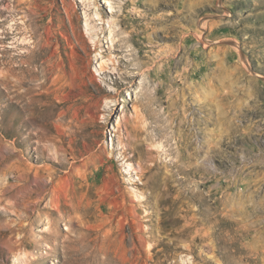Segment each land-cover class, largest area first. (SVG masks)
Segmentation results:
<instances>
[{
    "label": "rangeland",
    "instance_id": "obj_1",
    "mask_svg": "<svg viewBox=\"0 0 264 264\" xmlns=\"http://www.w3.org/2000/svg\"><path fill=\"white\" fill-rule=\"evenodd\" d=\"M15 1L0 0V264H90V240L122 235L133 264H264V0ZM21 52L38 76L15 92ZM156 241L172 246L153 256Z\"/></svg>",
    "mask_w": 264,
    "mask_h": 264
},
{
    "label": "bare ground",
    "instance_id": "obj_2",
    "mask_svg": "<svg viewBox=\"0 0 264 264\" xmlns=\"http://www.w3.org/2000/svg\"><path fill=\"white\" fill-rule=\"evenodd\" d=\"M124 2V4L126 5L128 0H121ZM15 2H19V1H15ZM19 6V5H18ZM17 7V6H16ZM15 9V6L13 7ZM123 8V7H122ZM121 8V9H122ZM4 9V8H3ZM121 11V10H120ZM89 26H90V29L87 30L85 33H88L91 31V36L89 37L90 41L94 44V46L96 48L99 47V43H100V40H99V37H98V28L97 26H103L104 23H105V20L103 18L102 15H100L99 12L95 11V13L93 14V16H90L89 17ZM15 24V23H14ZM92 24V25H90ZM111 24L113 23H109V25L111 26ZM13 26V25H12ZM11 30H13V28L11 27ZM81 37L83 38V36L81 35ZM123 39V38H122ZM122 39H120V41H122ZM47 40V39H46ZM25 42L27 40H24ZM44 41V40H42ZM24 42V45H26ZM71 46V45H70ZM73 46V45H72ZM71 46V47H72ZM73 48V47H72ZM40 49V48H39ZM119 49H122L121 46L119 45V41L118 42H115L113 43V41L111 42V47H110V53L111 52H115L116 50L119 51ZM21 51V50H20ZM47 49H46V46L45 45H42V48L41 50L38 52V54L40 55V57H45V55L47 54L46 53ZM48 52V51H47ZM27 53V52H26ZM23 54V52H21V58H25L23 60L22 63H20V65L18 67H15L13 64L14 62H11V59L9 62L12 63L10 66H8V71H7V76L6 78L4 79L5 81V87L9 90L11 89H15L14 91L16 92L18 89H20L24 83L18 81V80H13L11 77H14L15 75H20V76H25L27 78H31L33 75L34 76H38L37 72L32 70L31 69V59H30V56L28 53L27 54ZM109 53V54H110ZM105 56H103L102 53H99L98 55V58L101 60V62L99 63V72L104 75V76H108L109 73L111 72H108L107 71V68L108 66H111V68H113V70L115 69V66L117 64V60L116 58H113L112 55L110 54L109 58L106 59V60H103ZM21 60V59H20ZM9 63V64H10ZM26 65V66H24ZM43 66L41 67V70H42ZM44 69V68H43ZM45 70V69H44ZM109 70V69H108ZM18 71V72H17ZM42 72V71H40ZM65 72V71H64ZM115 73V72H113ZM64 75V73H63ZM0 82H1V79H0ZM3 85V84H2ZM74 86L76 85H73L72 83H57L54 85V88L57 89V91H60V92H64L65 90H68V89H72ZM41 87L43 88L44 86L41 85ZM25 91V90H24ZM26 92H29V90H26ZM18 93V92H17ZM24 93V92H23ZM108 103V102H107ZM108 105V104H107ZM109 106V105H108ZM113 106V105H112ZM107 107V106H106ZM110 107V106H109ZM108 108V107H107ZM185 138V137H183ZM182 140V138H181ZM187 141V140H186ZM180 142V141H179ZM180 144V143H179ZM178 144V145H179ZM185 147V145H184ZM47 156V155H46ZM128 166V170H131L132 169V165L131 164H127ZM21 172V171H20ZM16 174V173H14ZM36 175H34V179L36 180V182H38V179L39 180H44L42 176L38 175V173H35ZM18 177L19 174L17 175ZM42 183V182H41ZM1 189V188H0ZM3 190V189H1ZM165 201V200H164ZM167 201V200H166ZM166 204V202H165ZM52 205H56V204H53ZM56 209H57V206L52 207L50 209V213H53L56 212ZM59 211V210H58ZM168 212V211H167ZM166 214V212L164 213V215ZM167 216V215H166ZM164 219V218H163ZM167 219V218H166ZM72 220V219H71ZM39 221V219H38ZM37 220L35 221H31L30 224L33 225L35 223L38 222ZM78 223V222H77ZM29 224V225H30ZM52 224V223H51ZM76 224V223H75ZM19 227V226H18ZM21 230L22 231H27V230H30L28 229V225H21ZM30 228V227H29ZM20 230V229H19ZM31 231V230H30ZM72 231V230H71ZM108 231V230H107ZM75 232V231H74ZM55 233V232H54ZM48 234V235H56V233L54 234ZM107 238L108 236H112V235H105ZM178 236H186V235H178ZM190 236V235H189ZM98 238V237H97ZM100 238V237H99ZM98 238V239H99ZM104 239V238H102ZM112 239V238H111ZM90 240V239H89ZM101 240V239H99ZM109 240V238H108ZM102 241V240H101ZM100 241V242H101ZM97 242V239H94V240H90V245H91V251H90V264H124V262L128 263V264H133V256H132V249H130L131 245H133V241H132V238L131 236L129 235H122L120 237V240H119V243L118 245L114 243V245H117L116 249L111 251L110 249H107V248H110V247H107L106 249L103 247V246H96L95 243ZM99 242V243H100ZM105 242V241H104ZM107 242V240H106ZM105 242V243H106ZM112 242V241H110ZM157 242V243H156ZM156 245H154L151 249H150V253L153 252V256L155 255H158L159 251L157 252V248L159 247H162V250H168L169 248H171L172 244L168 243V242H164V241H156ZM175 242V241H174ZM102 243V242H101ZM174 244V243H173ZM108 245V242L106 244V246ZM110 245V244H109ZM112 246H113V242H112ZM90 247V246H89ZM136 248V245L133 249ZM136 250V249H135ZM152 257V256H151Z\"/></svg>",
    "mask_w": 264,
    "mask_h": 264
}]
</instances>
